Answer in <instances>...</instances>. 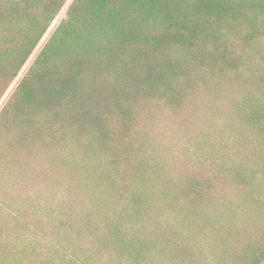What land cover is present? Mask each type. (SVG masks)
I'll use <instances>...</instances> for the list:
<instances>
[{
  "label": "rangeland",
  "instance_id": "rangeland-1",
  "mask_svg": "<svg viewBox=\"0 0 264 264\" xmlns=\"http://www.w3.org/2000/svg\"><path fill=\"white\" fill-rule=\"evenodd\" d=\"M123 1L0 0V264H264V0H139L80 54Z\"/></svg>",
  "mask_w": 264,
  "mask_h": 264
},
{
  "label": "trees",
  "instance_id": "trees-1",
  "mask_svg": "<svg viewBox=\"0 0 264 264\" xmlns=\"http://www.w3.org/2000/svg\"><path fill=\"white\" fill-rule=\"evenodd\" d=\"M120 2L115 4L114 8H109L100 16L102 17L98 23H102L104 26H109L106 30L101 27L91 23L88 21L87 23L91 26L94 25V28L86 33H80L76 38L72 40L74 41V45L77 47L78 52L80 54L92 53V51L104 48L102 45L106 44V42L110 43L114 38H118L120 35H124V37L118 42L117 46H121L122 44H127L132 41H126L128 38L133 41L138 39H143L145 31L149 27V29L154 28V26H158L157 20H151L148 17L155 14L156 9L154 7L145 8L141 14H138L139 9L137 4L139 0H126L123 3ZM142 5V3L140 4ZM144 8V7H143ZM106 15V17H104ZM95 21V20H94ZM96 22V21H95ZM151 23V25L147 24ZM148 29V30H149ZM68 34H66L63 40L68 41ZM126 35V36H125ZM67 36V37H66ZM62 41V42H64ZM61 42V43H62ZM33 49V45H23L20 49L21 58L16 61H10L6 55L9 54V51L0 50V82L2 85L0 86V95L5 91L10 81L15 79L18 75V71L21 69L23 64L25 63V57L31 53ZM61 50L65 52L66 43L61 46ZM59 56V51H55L54 56ZM45 74V71H43ZM30 77L33 74L28 75Z\"/></svg>",
  "mask_w": 264,
  "mask_h": 264
}]
</instances>
